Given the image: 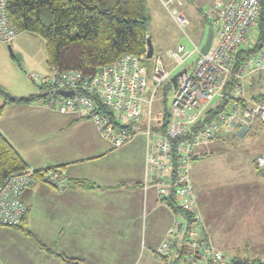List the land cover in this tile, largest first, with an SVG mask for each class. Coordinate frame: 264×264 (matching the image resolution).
<instances>
[{"label":"built area","instance_id":"built-area-1","mask_svg":"<svg viewBox=\"0 0 264 264\" xmlns=\"http://www.w3.org/2000/svg\"><path fill=\"white\" fill-rule=\"evenodd\" d=\"M157 1L186 35L189 21L183 1ZM263 4L264 0L213 4L208 20L216 34L205 55L190 41V49L179 44L163 53L153 52L150 58L147 47L141 55L125 53L100 66L92 76L79 70L30 73L31 81L43 89L36 104L90 119L113 148L131 142L139 132L133 126L144 119L142 187L144 191L154 188L157 203L168 207L174 217L154 251L156 259L169 264H232L211 242L193 194L189 167L201 158L199 147L226 136L242 138L254 123L264 125V94L247 96L254 80L264 73V42L255 53L242 55L253 48L252 40L256 42ZM5 7L6 0H0V43L10 44L18 33L9 23ZM181 69L184 71L172 88L168 123L161 131V114L153 117L152 113L154 98L159 87L171 85L170 78ZM56 90L72 91L73 95L64 97ZM218 99L221 101L216 102ZM215 103L221 108L207 120ZM255 165L264 167V154L256 158ZM38 183L61 190L69 181L59 168L28 166L9 175L0 185V226L21 224L27 214L21 193Z\"/></svg>","mask_w":264,"mask_h":264},{"label":"crops","instance_id":"crops-1","mask_svg":"<svg viewBox=\"0 0 264 264\" xmlns=\"http://www.w3.org/2000/svg\"><path fill=\"white\" fill-rule=\"evenodd\" d=\"M37 70L44 75L50 72L48 66ZM261 77L254 80L248 97L264 94L256 90ZM0 92V133L27 165L36 170L61 168L69 181L61 190L38 183L22 191L26 228L32 237L20 234L16 227L0 226V264H66L56 254L83 264H169L153 259L174 217L168 207L157 203L154 188L143 190V133L113 148L90 119L20 101L41 94ZM256 145L241 166V146ZM197 152L202 159L213 153L217 160L225 153L230 157L225 160L226 171L216 167L214 192L197 189L199 159L189 167L193 194L213 246L229 258L263 260L264 167L258 168L255 161L264 154V125L254 123L244 137H222ZM77 181L89 184L81 186Z\"/></svg>","mask_w":264,"mask_h":264},{"label":"trees","instance_id":"trees-1","mask_svg":"<svg viewBox=\"0 0 264 264\" xmlns=\"http://www.w3.org/2000/svg\"><path fill=\"white\" fill-rule=\"evenodd\" d=\"M5 11L18 34L28 32L44 41L46 65L50 71L79 70L85 76H92L100 66L114 62L125 53L141 55L145 52L148 27L144 0H6ZM209 28L212 29L211 23ZM262 42L264 4L256 42L252 49L242 51V55L255 53ZM167 88L172 89L171 85ZM39 97L30 96L20 101L35 102ZM219 107L214 105L211 108L207 120L219 111ZM159 116V129L162 131L168 123L169 114L165 111ZM28 166L0 133V185L9 175ZM77 184L86 186L89 183L77 181ZM173 211L177 213L174 208ZM25 219L16 228L32 237ZM39 246L50 252L45 246ZM56 256L66 264H83L61 254ZM231 261L232 264H264V259L248 262L232 257Z\"/></svg>","mask_w":264,"mask_h":264},{"label":"rangeland","instance_id":"rangeland-1","mask_svg":"<svg viewBox=\"0 0 264 264\" xmlns=\"http://www.w3.org/2000/svg\"><path fill=\"white\" fill-rule=\"evenodd\" d=\"M182 1L184 4L183 13L189 21L188 27L186 29V35L178 29L172 19L162 9L157 0H144L145 16L147 17L148 27L147 36L150 38L154 53H163L179 44L183 45L187 49H190V41L199 45L201 48L205 42L207 30L209 28L210 21L208 20V13L210 12V8L215 3L227 2L229 0ZM212 30L213 35H215L216 29ZM251 43L254 46L255 39L252 40ZM39 67H42L43 69L47 68V65L45 64V44L40 37L29 34L28 32H22L18 34L16 40H14L11 44L0 43V91H2L4 95L23 92L27 96L31 94L42 95L43 89H41L39 85L34 84L29 78L30 73H37V69ZM168 86L169 85L166 84L160 86L158 92L156 93L152 106L153 117L158 114L163 115L165 111H169L173 89H168ZM260 86L261 87H257L256 90L264 91V74L260 79ZM0 99H2L1 96ZM144 128L145 122L143 118L139 124L133 126V129L136 131H142ZM257 146L258 145L254 146V148L241 146V150H243L242 154L240 152V157L242 158L241 166H243V162L246 160V158L249 157L255 149H257ZM226 158L230 159V157H228L225 153L220 157L219 160H217L213 153L208 159L199 158L198 161L196 160L197 162L195 164V169L197 165L200 167V173L196 175L195 179L197 189H201L203 193H206V191L214 192L216 190L215 175L219 173L218 168L220 170L226 171ZM220 164L222 165L221 167ZM217 165L218 168H216ZM243 168L240 169L242 173H244ZM255 171L261 172L259 169H255ZM193 173L195 174V171H193ZM176 219L178 220V218ZM144 224V230H146L147 223L144 222ZM20 234L25 235L23 233ZM27 237L24 238L27 239ZM24 238L20 239L23 240ZM26 242L31 243L30 241ZM10 248L13 250L11 243ZM221 251L225 255L230 254V251L227 249L221 248ZM153 259L156 258L154 257ZM136 264L143 263L142 261H138Z\"/></svg>","mask_w":264,"mask_h":264},{"label":"water","instance_id":"water-1","mask_svg":"<svg viewBox=\"0 0 264 264\" xmlns=\"http://www.w3.org/2000/svg\"><path fill=\"white\" fill-rule=\"evenodd\" d=\"M213 39V31L211 28H208L207 30V35H206V39L204 44L202 45L201 49H200V53L202 55H205L210 47V44L212 42ZM146 47H147V58H150L151 55L153 54V47L151 45V41L150 38L148 36H146ZM8 49L10 50V48L8 47ZM184 71V69H181L180 71H178L177 73H175L171 78H170V83L172 88L174 89L176 87L177 84V78L178 76ZM56 94L62 95L64 97H69L73 95L72 91H61V90H56L55 91Z\"/></svg>","mask_w":264,"mask_h":264}]
</instances>
